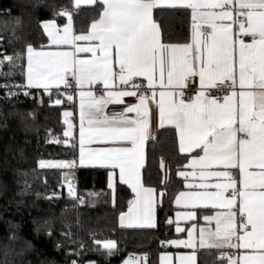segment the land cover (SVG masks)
Returning <instances> with one entry per match:
<instances>
[{"label": "snow or ice", "instance_id": "snow-or-ice-1", "mask_svg": "<svg viewBox=\"0 0 264 264\" xmlns=\"http://www.w3.org/2000/svg\"><path fill=\"white\" fill-rule=\"evenodd\" d=\"M81 3L94 4L100 10L87 34L73 33L74 13L67 9L54 13V17L67 18L63 29L55 18L42 24L53 45H70L74 51H37L31 45L26 48L29 87L45 91L61 84L73 87L68 82L71 73L81 89L80 164L112 169L110 187L118 169L120 182L128 184L137 197L129 210L127 226L155 227V190L143 187L140 173L144 145L155 139V114L160 128L166 124L175 128L181 152L200 149L203 153H196L185 165L192 172H178L185 179L193 176L198 180L188 183L189 191L180 192L175 203L190 209H226L205 217L209 225L215 222V229H200L199 247L249 249L222 259L227 264H264V0H74L73 8L79 9ZM159 8L191 10V43L162 42L161 27L153 19V10ZM234 25H238L235 31ZM243 37H250L251 42L246 43ZM77 41L89 45L79 46ZM79 53H90L91 57L82 59ZM12 60L4 56L0 68L4 61ZM136 77H143L147 86ZM196 77L197 95L185 102L184 89L190 82L197 83ZM117 81L125 87L115 90ZM86 84H102L103 89L85 92ZM211 89L223 95L212 96ZM124 97H135L138 103L125 104L120 112L106 111L107 105L123 104ZM65 122L69 130L64 135L71 136L73 125ZM99 142L116 146L85 148V144ZM214 166L225 170L209 171ZM41 167L73 165L42 163ZM236 168L241 177L239 188L226 170ZM229 189L232 191L226 198ZM69 190L72 194L71 187ZM183 218L195 219L196 213L188 211ZM123 221L122 215V226ZM177 231L184 229L177 226ZM189 235L188 241L172 244L194 248ZM102 247L110 255L116 250L112 241ZM167 260L164 257L162 264ZM179 264H196L195 252L180 256Z\"/></svg>", "mask_w": 264, "mask_h": 264}, {"label": "trees", "instance_id": "trees-1", "mask_svg": "<svg viewBox=\"0 0 264 264\" xmlns=\"http://www.w3.org/2000/svg\"><path fill=\"white\" fill-rule=\"evenodd\" d=\"M61 9L74 13L75 33L87 32L100 16L96 5L73 11L72 0H0V56L13 57L1 68L0 92L24 86L26 48L46 46L41 23L54 18L64 23L65 17H54ZM153 19L161 27L163 43L188 42L190 9H154ZM63 89H33L31 99H0V264H122L131 253L145 264H157L164 244L175 238L169 223L172 202L185 188L178 172L188 156L179 153L175 130L158 128L145 148L143 185L165 193L164 205L156 210V227L121 228L118 216L132 194L119 182L111 192L107 169L71 167L77 195L63 199L58 191L65 170L41 167V162H71L77 156L75 142L65 143L63 113L74 114V105ZM161 161L167 167L165 181ZM106 241L115 242L114 254L102 247ZM220 251L198 250L196 264H227Z\"/></svg>", "mask_w": 264, "mask_h": 264}, {"label": "crops", "instance_id": "crops-1", "mask_svg": "<svg viewBox=\"0 0 264 264\" xmlns=\"http://www.w3.org/2000/svg\"><path fill=\"white\" fill-rule=\"evenodd\" d=\"M73 5H74V0H72V8H73ZM93 5L94 4L81 3L80 7H90V6H93ZM75 10L76 9L73 8V11H75ZM190 19H191V10H190ZM48 21H52V20L43 21L41 23L42 31L45 34L46 38H47V44H46V46L44 48L38 49L37 51H41V50L42 51H74V49L70 45L57 46V45H53L51 43L49 36L47 35V33L44 31V28L42 27V24L44 22H48ZM225 23H230V21H225ZM56 24H57V26L59 28L63 29L67 25V18L65 17L64 23H62V24L56 23ZM91 24H90L87 32L82 33V34H87L90 31ZM237 27H238V25H234V29H236ZM72 29H73V33L74 34H81V33H75L74 27H73V22H72ZM191 31H192V29H191V23H190V36H189V40H188L187 43H191ZM76 43L79 46H88L89 45V42H87V41H77ZM187 43H185V44H187ZM173 45H179V44H173ZM180 45H184V44H180ZM78 56L80 58H82V59H86V58H90L91 54L90 53H79ZM114 70L118 71V67L115 66V64H114ZM27 72H28V68H27V58H26V61H25V73H24V76H25L24 86L27 87V88L40 89V90H42L44 92H48V91H51V90L63 89L65 87V85L61 84L59 87H50L47 91H45L44 88L29 87L28 86V81H27ZM68 78H70L72 80L71 73L68 74ZM135 80L143 81V82H145L147 84V81L144 80L143 77H136ZM196 80H197V85H198V77H196ZM72 81H73L75 87L77 88V92L74 95H72V104L74 105V114L71 111H67V112H69L71 114L67 118V121L73 125V128L71 130V132H72L71 136H65V135L64 136H65V139H66L65 140L66 144H68L71 140H73L75 142L76 147H77V156L70 163H72L73 167L107 169L108 170V186H109L110 174L113 172L112 169L102 168V167H99V166L93 167L91 165H81L80 164L79 130H80V126H81V121H80V112H81V109H80V103H81L80 91H81V89L78 86H76L74 80H72ZM117 85H119L118 81L116 82V84L113 85V88H115V86H117ZM198 87H199V85H198ZM90 89L93 90V91H95L96 89H103V85L102 84H93V85L89 86V85L86 84L84 86V88H83V91L86 92V91H89ZM237 91H239L238 84H237ZM96 94L99 95L100 93L97 92ZM123 100H124L123 104H110V105H107L106 111L109 112V113H111V112H120L124 108L125 104L138 103V100H135L134 97H124ZM157 100H158V95H157ZM151 107H152L153 112L155 113V109H156L155 103H152ZM129 115L130 116H134V114H129ZM63 117H64V115H63ZM65 121H66V119H64V123H65V131H64V133L67 130L66 129V125L68 126V123H66ZM165 127H171V128H173L175 130V128L173 126L168 125V124H166ZM158 128H160V127L158 126L157 117L154 114L153 115V119H152V135L154 137H155V134H156V130ZM175 133H176V136H177V146H178L179 153L181 155H187L188 156V159H187L186 163L183 165V167L179 171L192 172L193 169L190 168V167H185V165H189L191 163V160L196 156V153H200V155H203V153L201 152L200 149H195L192 152H181L179 150V137H178V133H177L176 130H175ZM152 140H154V139H149L145 143L144 148H143V157H145L146 144L149 141H152ZM113 146H116V145L113 144V142H99V143L85 144V148L86 149L87 148H109V147H113ZM55 162H59V161H55ZM60 163H63V162H60ZM43 164H44V162H43ZM45 164L47 165L49 163L46 162ZM64 164H68V163H64ZM143 167H144V161H143ZM143 167L140 169V173L142 172ZM52 168H57V167H52ZM61 169L65 170L63 172V174H62V178H63L62 182H65L66 180L72 179L74 177L73 172L70 170L71 168H61ZM215 170H225V169L220 168V167H215V166L212 169H209V171H215ZM226 170L229 171L232 174L233 178L237 181V188H239L240 187L239 180L241 179L240 173H239V169L236 168V169H226ZM114 171L116 173L115 179L113 181L114 186H115L116 182H119L120 184L125 185L130 190V192L132 194V199H131V202L129 203L127 209L118 216V225H119V227L128 228V229H131V228L153 229V228H155L156 227V210L159 207H162L164 205V203H165V193H164V191L156 190V189L152 188V189L155 190V200H156V204H155V227H153V228L128 227L127 223H128V220H129V210H130L131 207L134 206V202L137 199V197H136V193L133 192L132 188L129 187L128 184L120 182V180H119V170L116 169ZM161 171H162V175H163V181H165L166 178H167V167H166L165 163H164L163 169L161 168ZM250 171H254V169H250ZM178 176L182 180V183H183V185L185 187L180 192H188L189 189L187 188V184L190 183V182L198 180V177L189 176L187 179H185L184 177L180 176L179 174H178ZM213 182H216L215 178H213ZM141 183L143 185L142 176H141ZM114 186L113 187L109 186L111 192H113ZM143 187L144 188H150V187H146L144 185H143ZM231 191H232L231 189L225 191L224 195H225L226 198L230 196ZM180 192H178L173 198L172 206H173L174 210H173V214H172V216L170 218V221H172V224H173V232L175 234V238H173L172 240H170L169 242L164 244V246L166 247V250H163L161 252V254L159 255L157 264H162V261H163L164 257L168 258L167 264H179V257L182 256V255H188V254H191L193 252H195V254H196V252L198 250H201V249H216V248H206V247L205 248H200L199 247V232H200L201 228L214 230L215 229V222H213L211 225H209L206 222L205 217H207V216H215L217 213L226 211V209H223V208H212V207L196 208V209L185 208L183 205H177L175 203V200L178 197ZM237 201H239V198H237ZM237 208H238V203H237ZM237 208H234L233 211H236ZM188 211H194L196 213V218L195 219H191V220L183 218ZM122 215L124 216L123 226H122V222H121V216ZM177 226H179L181 229H184V231H177ZM189 234H191V239L193 240V242L195 244L194 248L176 247L174 244H172L173 241H185V242L188 241L189 238H190ZM102 245H103V243H102ZM216 250H221V251L222 250H236L237 251V256L239 254L251 251L249 249H240V248H223V249H216ZM133 264H135V263H133ZM136 264H138V263H136ZM139 264H145L143 258L140 260Z\"/></svg>", "mask_w": 264, "mask_h": 264}, {"label": "built area", "instance_id": "built-area-1", "mask_svg": "<svg viewBox=\"0 0 264 264\" xmlns=\"http://www.w3.org/2000/svg\"><path fill=\"white\" fill-rule=\"evenodd\" d=\"M234 31H235V29H234ZM243 39L245 40L246 43L251 42L250 37H243ZM2 59H3V56H0V60H2ZM4 63H5V61H4ZM4 63H3V65H4ZM0 72H1V68H0ZM136 81H139V80H136ZM68 82L70 84H72L73 87H66L65 86L63 91H64L65 94L72 96V95H74L77 92V88L75 87L73 81L70 78H68ZM143 83H144V86L146 87L147 84L145 82H143ZM123 87H125V86L117 85V86H115L114 89L115 90H119V89H121ZM197 88H198L197 83H191V82L189 83L188 88L184 89V91H185V95H184L185 102H189V101L195 99V96L197 95V91H196ZM2 89H3V86L0 84V91ZM32 91H33V89H31V88H27L25 86L17 85V86L11 87V88H7L6 90L2 91L3 93L0 92V99H3L5 96H7V97L23 96V97H28V98L31 99L32 96H33ZM231 91H232V89H231V87H229L227 89L228 94H230ZM210 92H211L212 96H222L223 95L217 89H211ZM134 99L137 100L135 97H134ZM222 102L223 101L221 100V103ZM57 144H61V142L57 141ZM70 187L72 189V194H70V190H69ZM76 195H77L76 184H75L73 178L72 179H68L65 182H63L61 190L58 191V196L59 197H63V199L74 198V197H76ZM238 219H239V217H238ZM163 250H166L165 246H163ZM227 255H232V256L236 257L237 256V251L236 250H222V251L219 252V257L220 258H222V256H227ZM128 260L133 261V263H137L138 260H139V257L137 255H133L131 253L127 257V261ZM73 262H75V264H86V263H79L76 260L70 261L69 264H73Z\"/></svg>", "mask_w": 264, "mask_h": 264}, {"label": "rangeland", "instance_id": "rangeland-1", "mask_svg": "<svg viewBox=\"0 0 264 264\" xmlns=\"http://www.w3.org/2000/svg\"><path fill=\"white\" fill-rule=\"evenodd\" d=\"M65 112H67V111H64V113ZM64 113H63V115H64ZM69 113V112H68ZM67 118L68 117H65V115H64V119H66L67 120ZM66 131H68L69 129H68V126L66 125ZM61 161H59V162H55V161H50V162H48L49 164H53V163H60ZM43 162H41L40 164H42ZM46 162H44V164H45ZM63 163H68V164H72V163H70V162H63ZM133 255H137L138 257H139V260H138V264L140 263V260L142 259L138 254H136V253H132ZM130 255V254H129ZM125 261H127V258H126V260ZM124 261V262H125ZM124 262L122 263V264H124ZM136 264V263H135Z\"/></svg>", "mask_w": 264, "mask_h": 264}, {"label": "water", "instance_id": "water-1", "mask_svg": "<svg viewBox=\"0 0 264 264\" xmlns=\"http://www.w3.org/2000/svg\"><path fill=\"white\" fill-rule=\"evenodd\" d=\"M239 19L243 20V19H244V17H243V16H240V17H239Z\"/></svg>", "mask_w": 264, "mask_h": 264}]
</instances>
